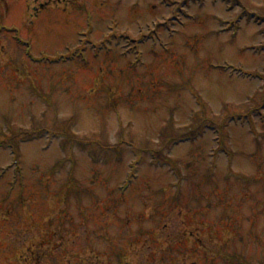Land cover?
Here are the masks:
<instances>
[{"label": "rangeland", "instance_id": "obj_1", "mask_svg": "<svg viewBox=\"0 0 264 264\" xmlns=\"http://www.w3.org/2000/svg\"><path fill=\"white\" fill-rule=\"evenodd\" d=\"M27 1L0 0V264H264V0Z\"/></svg>", "mask_w": 264, "mask_h": 264}, {"label": "flooded vegetation", "instance_id": "obj_2", "mask_svg": "<svg viewBox=\"0 0 264 264\" xmlns=\"http://www.w3.org/2000/svg\"><path fill=\"white\" fill-rule=\"evenodd\" d=\"M28 1L34 2L36 5L40 6V9H38L36 12L37 14L44 12V11H47L52 7L55 8V6H53V3L56 2V0H28ZM28 1H27V3H28ZM38 251H39V249L35 252V254L32 255V258H31V260L35 263H36V261L40 262V258H39L40 254H38Z\"/></svg>", "mask_w": 264, "mask_h": 264}]
</instances>
